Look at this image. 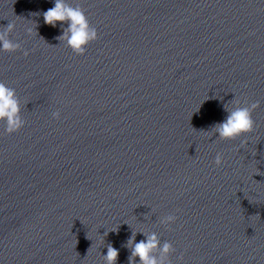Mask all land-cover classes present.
I'll list each match as a JSON object with an SVG mask.
<instances>
[{"label": "clouds", "instance_id": "1", "mask_svg": "<svg viewBox=\"0 0 264 264\" xmlns=\"http://www.w3.org/2000/svg\"><path fill=\"white\" fill-rule=\"evenodd\" d=\"M45 24L56 27L60 22L63 27L62 35L58 38L63 41L66 47L77 55H84L87 46L98 39L96 28L90 25L85 14V10L77 5L73 7L66 0H55L54 7L49 8L43 13ZM15 25L9 22L3 30H0V51L15 52L21 49V44L10 39V34L14 31ZM31 34L32 29H27ZM27 56L28 52L25 51ZM233 101V107L229 109L225 106L228 115L225 120L212 126L211 131L220 140H234L238 137L251 133L254 129L255 121L252 118L253 111L259 106V102L247 103L242 105L237 100ZM54 118H59V111L53 112ZM0 122L5 124V131L8 134L19 131L25 125V120L21 116V104L15 89L8 87L4 82H0ZM245 144L246 141H242ZM224 163V154L218 152L214 158V164L221 167ZM177 217L169 214L161 218L160 223L169 226L175 223ZM136 234L132 233L126 242V247L130 249L128 264H171L169 256L175 251L173 245L164 241L161 243L160 237L156 232H142L146 239L136 242ZM157 252L159 255H157ZM119 251L111 244L107 245V254L103 255L105 264H116ZM138 258V262H137ZM178 259L183 260V255Z\"/></svg>", "mask_w": 264, "mask_h": 264}]
</instances>
